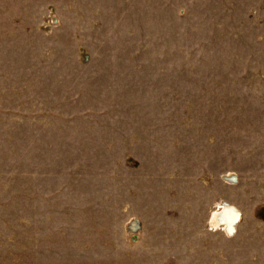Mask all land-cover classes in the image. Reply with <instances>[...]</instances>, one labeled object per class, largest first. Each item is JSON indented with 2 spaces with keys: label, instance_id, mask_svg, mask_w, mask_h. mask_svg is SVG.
<instances>
[{
  "label": "rangeland",
  "instance_id": "rangeland-1",
  "mask_svg": "<svg viewBox=\"0 0 264 264\" xmlns=\"http://www.w3.org/2000/svg\"><path fill=\"white\" fill-rule=\"evenodd\" d=\"M0 264H264V0H0Z\"/></svg>",
  "mask_w": 264,
  "mask_h": 264
},
{
  "label": "crops",
  "instance_id": "crops-1",
  "mask_svg": "<svg viewBox=\"0 0 264 264\" xmlns=\"http://www.w3.org/2000/svg\"><path fill=\"white\" fill-rule=\"evenodd\" d=\"M218 215H219V217H218ZM215 217H217V219ZM222 219H223V212H220L218 214L217 213H213L211 215V217H210L209 223H213L212 228H217L218 226H222L223 225ZM213 220H214V222H213ZM217 221H219V222H217ZM225 228L228 230V226L227 225H225Z\"/></svg>",
  "mask_w": 264,
  "mask_h": 264
},
{
  "label": "bare ground",
  "instance_id": "bare-ground-1",
  "mask_svg": "<svg viewBox=\"0 0 264 264\" xmlns=\"http://www.w3.org/2000/svg\"><path fill=\"white\" fill-rule=\"evenodd\" d=\"M213 217V216H212ZM218 217H219V215H218ZM216 219H217V217H215ZM227 220V219H226ZM213 222H214V220H213ZM217 222H219V221H217ZM213 224V223H212Z\"/></svg>",
  "mask_w": 264,
  "mask_h": 264
}]
</instances>
